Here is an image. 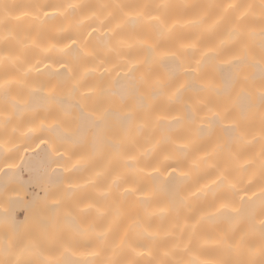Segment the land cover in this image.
Listing matches in <instances>:
<instances>
[{
	"label": "bare ground",
	"instance_id": "6f19581e",
	"mask_svg": "<svg viewBox=\"0 0 264 264\" xmlns=\"http://www.w3.org/2000/svg\"><path fill=\"white\" fill-rule=\"evenodd\" d=\"M69 3L80 7L66 10ZM161 3L168 7L157 8ZM259 5L0 0V78L22 82L13 84L11 94L27 102L13 115L7 136L0 125V139L10 137L16 165H0V212L11 207L17 225L30 223L57 211L51 194L43 207L46 187L59 194L61 216L67 210L74 217L61 225L64 236L74 235L65 237L74 264H262L264 109L253 95L254 106L241 119L244 101L233 85L236 57L243 53L228 31L245 13L241 26L256 32L248 55L259 60ZM149 69V79L164 82L161 91L139 82ZM244 71L258 84L259 64ZM89 88L93 95L82 99ZM99 108L108 109L103 132L89 115ZM64 111L72 120L59 123ZM129 116L136 118L120 153L98 143V134L114 131ZM234 119L240 123L235 135L244 133L251 143L225 131ZM66 137L84 139L89 151L73 154ZM46 178L57 186L46 185ZM241 237L237 252L234 242ZM7 243L0 241V249Z\"/></svg>",
	"mask_w": 264,
	"mask_h": 264
},
{
	"label": "snow or ice",
	"instance_id": "6c2138e0",
	"mask_svg": "<svg viewBox=\"0 0 264 264\" xmlns=\"http://www.w3.org/2000/svg\"><path fill=\"white\" fill-rule=\"evenodd\" d=\"M80 7V5L75 3H69L66 6V10H75ZM146 7V6H145ZM157 8H167V4L161 3L156 5ZM228 8H235L236 5L229 4ZM248 8H254V5H247ZM260 19L262 27L259 30L260 35V58L259 60H254L248 55L249 44L252 38L256 35L255 29L253 28H243L240 24L241 20L245 17V13H241L240 16L236 18V22L231 28H229V34L236 40L240 46L242 55L236 57L238 63V68L236 71V76L234 80V88L236 90V96L244 101L241 106V119L244 118L245 114L249 113L255 101L253 100V95L259 101V106L264 109V0H260ZM47 15V14H46ZM141 13H137V16H141ZM153 20L159 19V17H151ZM103 23V21L101 22ZM120 26L117 25L113 29V35L116 34V29ZM73 43H75L73 41ZM122 43V42H121ZM151 48V45H149ZM5 59L0 57V60ZM15 63L16 58H7ZM200 61H197L199 64ZM260 65V73L258 78V84L252 73L245 72L244 69L248 67L255 68L256 65ZM130 71H135V68H130ZM151 75V70L142 73L139 76V82L144 84L151 92L155 93L161 91L164 88V82L159 78L149 79ZM16 83L20 85L22 82L13 81L10 78H0V125H3V135L7 136V128L11 122L13 115L18 110L21 104L27 105L26 101L17 99L16 95L11 94L13 84ZM183 85H180L182 88ZM179 92V88L173 92V96H176ZM91 95H93V89L89 88L88 92L82 93V99L87 100ZM230 109H225V118H227ZM90 116L94 117V123L97 127L104 131L105 122L108 117L107 108H99L97 111L90 113ZM219 113H213L214 117H218ZM136 118L129 116L126 122L122 123L119 128L105 133L103 135L98 134V143L104 144L107 147L113 149L115 152L120 153L124 145L126 144L129 133L132 127V120ZM72 120V114L68 111H64L59 117V123L70 122ZM261 128H260V138L264 140V111L260 114ZM56 126L59 123L54 121ZM240 127V123L237 120H233L231 125L225 127V131L229 134L235 135ZM238 141H245L251 143L252 141L246 140L245 134L240 133L235 135ZM255 139V137H253ZM64 142L71 141L73 154H79L81 152L89 151V145L84 139L73 140L71 137L63 138ZM11 143L10 137L7 139H0V165L7 167L8 169L14 168L16 165L14 163V155L11 148L8 145ZM53 152H56L57 156L61 155L57 152L55 145L52 146ZM93 155L98 158H103V153L99 150L93 151ZM261 157L264 158V146H262ZM133 159V157H129ZM262 168H264V159H262ZM4 167H0V172L4 171ZM154 171H159V168L154 169ZM174 172L175 169H170ZM46 185H51L53 187L57 186L56 181L51 178H46L44 180ZM46 196L44 208L49 207L47 204V197L51 194L54 198L52 204L56 207L57 211L50 214L37 215L30 223L26 222L23 225H17L12 217V208L6 207L3 212H0V241L7 240L8 243L0 249L2 255H0V264H74L70 261L66 253L69 251V247L66 243V238L63 233L62 223L68 218H73L71 211L65 210L63 216L59 211L62 205V199L56 192L49 193L46 187ZM19 194V193H17ZM261 196L264 197V188H261ZM227 207L226 204H221V208ZM235 211V209L233 210ZM260 215L264 217V200H262ZM260 229V248L259 252L261 256H264V219L259 221ZM236 251L239 252L244 245V238L241 237L239 241H235ZM255 249L249 247V255L255 254ZM247 264H255L254 260H250ZM264 264V262H262Z\"/></svg>",
	"mask_w": 264,
	"mask_h": 264
},
{
	"label": "rangeland",
	"instance_id": "374dc122",
	"mask_svg": "<svg viewBox=\"0 0 264 264\" xmlns=\"http://www.w3.org/2000/svg\"><path fill=\"white\" fill-rule=\"evenodd\" d=\"M28 189H30V190H32L33 189V186H28ZM28 196L30 195V194H27ZM22 214H24V212H23V208L22 207H20V209L17 211V215H18V218H22L23 216H22ZM74 227H72V229H73ZM68 229H69V227H68ZM70 230V229H69ZM64 231H66L65 229H64ZM73 231H75V230H73ZM72 232V231H71ZM71 232H69L68 231V234L67 235H72V236H74L73 234H69V233H71ZM75 233V232H74ZM81 233H82V231H81ZM65 234V233H64ZM67 235H65V237H67ZM71 236V237H72ZM68 237H70V236H68Z\"/></svg>",
	"mask_w": 264,
	"mask_h": 264
}]
</instances>
